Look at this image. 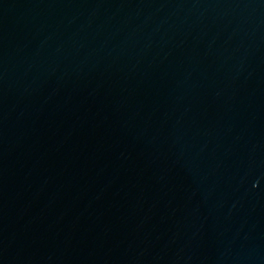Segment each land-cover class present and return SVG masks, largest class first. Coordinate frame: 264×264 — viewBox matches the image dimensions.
<instances>
[{
	"label": "water",
	"instance_id": "95a60500",
	"mask_svg": "<svg viewBox=\"0 0 264 264\" xmlns=\"http://www.w3.org/2000/svg\"><path fill=\"white\" fill-rule=\"evenodd\" d=\"M0 264H264V0H0Z\"/></svg>",
	"mask_w": 264,
	"mask_h": 264
}]
</instances>
